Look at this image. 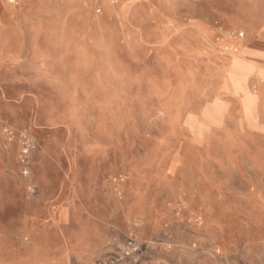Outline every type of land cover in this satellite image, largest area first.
<instances>
[{
  "label": "rangeland",
  "instance_id": "1",
  "mask_svg": "<svg viewBox=\"0 0 264 264\" xmlns=\"http://www.w3.org/2000/svg\"><path fill=\"white\" fill-rule=\"evenodd\" d=\"M128 237L264 264V0H0V264Z\"/></svg>",
  "mask_w": 264,
  "mask_h": 264
},
{
  "label": "built area",
  "instance_id": "2",
  "mask_svg": "<svg viewBox=\"0 0 264 264\" xmlns=\"http://www.w3.org/2000/svg\"><path fill=\"white\" fill-rule=\"evenodd\" d=\"M140 252V247L131 237H128L126 243L117 257L106 258L104 261L98 264H117L122 261L132 262L136 264L138 261L137 254Z\"/></svg>",
  "mask_w": 264,
  "mask_h": 264
},
{
  "label": "crops",
  "instance_id": "3",
  "mask_svg": "<svg viewBox=\"0 0 264 264\" xmlns=\"http://www.w3.org/2000/svg\"><path fill=\"white\" fill-rule=\"evenodd\" d=\"M11 3L14 2V0H10ZM87 235V234H86ZM86 241H88V238L85 239ZM88 247V248H87ZM87 247L85 246L84 250L81 251V254H77V258L82 260V261H86L87 258L92 255L94 253V251L91 250L90 244L87 245Z\"/></svg>",
  "mask_w": 264,
  "mask_h": 264
}]
</instances>
